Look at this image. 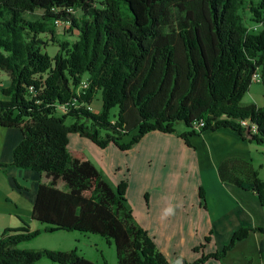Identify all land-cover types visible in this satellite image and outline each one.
Masks as SVG:
<instances>
[{
	"label": "trees",
	"instance_id": "obj_1",
	"mask_svg": "<svg viewBox=\"0 0 264 264\" xmlns=\"http://www.w3.org/2000/svg\"><path fill=\"white\" fill-rule=\"evenodd\" d=\"M248 8L251 24L246 0H0V128L22 133L0 168L41 175L32 218L44 224L5 229L0 264H96L77 247L20 248L59 230L104 237L116 264H171L134 219L127 179L114 187L85 152L69 147V136L127 151L148 132L175 133L183 122L179 135L189 146L197 134L230 128L264 147V105L241 102L256 72L264 84V0ZM36 9L42 19L25 17ZM219 173L264 207V182L251 162L227 158ZM254 229L240 228L222 250L184 264L222 260Z\"/></svg>",
	"mask_w": 264,
	"mask_h": 264
},
{
	"label": "crops",
	"instance_id": "obj_2",
	"mask_svg": "<svg viewBox=\"0 0 264 264\" xmlns=\"http://www.w3.org/2000/svg\"><path fill=\"white\" fill-rule=\"evenodd\" d=\"M255 100L250 103L264 105V101ZM184 129L175 133L152 130L127 151L115 145L124 152L142 148L137 154L110 152L111 144L96 147L91 139L79 133L70 134L69 147L83 151L91 146L93 151L83 152L114 187L127 179L128 205L134 219L149 232L171 264L197 261L203 255L222 250L235 232L244 227L256 229L239 240L222 260L210 258L202 264H264V232L257 230L264 228L263 205L253 191L222 181L219 176V166L227 158H242L253 164L252 151L264 147L241 139L230 128L197 134L189 146L179 135ZM21 139L20 129L0 128V162L12 161ZM40 179L41 175L32 169L0 168V235L5 229L23 227L25 222L32 230L44 227L32 218ZM63 232L51 233L57 235L46 238L48 245H39L35 239L20 248L47 246L69 250L76 242L79 248L83 238L93 237ZM93 241L96 242L92 239L90 243ZM88 243L84 241L80 246L81 254L85 255L82 247H89ZM38 264L59 263L42 259Z\"/></svg>",
	"mask_w": 264,
	"mask_h": 264
},
{
	"label": "rangeland",
	"instance_id": "obj_3",
	"mask_svg": "<svg viewBox=\"0 0 264 264\" xmlns=\"http://www.w3.org/2000/svg\"><path fill=\"white\" fill-rule=\"evenodd\" d=\"M254 1L256 2V0H254ZM249 5H250V0H246V8L247 9L244 10L243 13H244L248 23L251 24L249 22V18H250V13L248 11L249 10V8H248ZM43 14H44L43 10L36 9L34 12L25 13V17L29 18L30 20H35V19L40 20V19H42ZM76 15H77V17H81L82 12L79 10V11L76 12ZM74 31L76 33L72 32V33H70L71 35L70 34L66 35L67 38L69 40H71V41L74 40L73 37H76L79 34V30H75L74 29ZM62 32L63 31L61 30V28H59L58 29V33H62ZM56 50H58L57 44H55V45L51 44L49 49H48V52L53 55L56 52ZM3 78H6V76H4ZM4 84L5 83H4V80H3V83L0 85V88L4 87L5 86ZM263 94H264V84L262 82L256 80L250 86L249 91L244 95L243 100H241V102L247 104V103L253 102L256 99L255 101H258V102L262 103L264 101ZM101 96H102V94L98 93V95L95 97V100L93 102L95 113L101 111V109H102ZM118 110H119L118 108L113 109V111L111 112V118L112 119L114 118V114H116L118 112ZM67 123H72V119L68 118ZM177 125H178L177 128H176L177 130L183 129L184 127L186 128V126H185V124L183 122H179ZM127 139H129V136L127 137ZM94 145H96V144H94ZM96 147H98V146L96 145ZM108 147H109V151L110 152L113 150V152L124 153V154H128V153L137 154L138 151L140 152V150H142V148H140V147H138L140 150L136 149V147H134L132 149V151L124 152V151L119 150V148H115L116 146L114 144H111ZM115 149L117 151H114ZM83 151H93V150L91 149V146H90V147H87L86 150H83ZM263 152H264V148L261 151L253 150L252 151V153H253L252 154V158H253L252 161H253V164H254L256 170L259 172V178L264 182V157H263ZM74 232H77V231H74ZM62 234H73V232L64 231ZM55 235H57V234H48V235L44 234L42 236H39L36 240L38 241L39 245H48L49 243H48L47 239L50 238V237H53ZM87 235L91 236V237L93 236V237L91 239L83 238L81 242L84 243V241H87V242L89 241V243H90V240H92V239H95L96 242L93 241V243H90L89 247L88 246L87 247H82L83 250L85 251V255L84 256L89 258V259H91V261L96 263V264H104V262H106L105 264H116L117 256H116V251H115V248H114L115 246L113 244L112 245L109 244L104 237H101L99 235H92L90 233H87ZM59 239H60V237L57 238V240H59ZM83 243L80 246H83ZM76 244H77V242H76ZM75 245H74V247H77ZM80 246L78 248L79 252L81 250ZM42 247H47V246H42ZM74 247H72V248H74ZM48 249H51V248H48Z\"/></svg>",
	"mask_w": 264,
	"mask_h": 264
},
{
	"label": "built area",
	"instance_id": "obj_4",
	"mask_svg": "<svg viewBox=\"0 0 264 264\" xmlns=\"http://www.w3.org/2000/svg\"><path fill=\"white\" fill-rule=\"evenodd\" d=\"M254 81H261V79H262V77H261V74L259 73V72H256L255 74H254ZM1 85V84H0ZM85 87H86V84L84 85ZM243 124H245V125H247V123H243ZM263 157H264V152H263Z\"/></svg>",
	"mask_w": 264,
	"mask_h": 264
},
{
	"label": "bare ground",
	"instance_id": "obj_5",
	"mask_svg": "<svg viewBox=\"0 0 264 264\" xmlns=\"http://www.w3.org/2000/svg\"><path fill=\"white\" fill-rule=\"evenodd\" d=\"M243 123H245V121Z\"/></svg>",
	"mask_w": 264,
	"mask_h": 264
}]
</instances>
